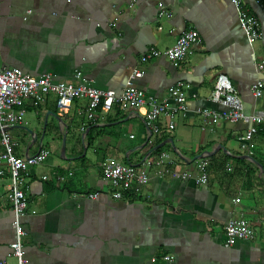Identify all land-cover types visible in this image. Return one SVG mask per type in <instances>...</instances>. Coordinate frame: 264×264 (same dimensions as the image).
Instances as JSON below:
<instances>
[{
  "label": "crops",
  "instance_id": "crops-1",
  "mask_svg": "<svg viewBox=\"0 0 264 264\" xmlns=\"http://www.w3.org/2000/svg\"><path fill=\"white\" fill-rule=\"evenodd\" d=\"M243 2L260 22L262 36L252 43L231 0H0V68L119 93L139 67L142 75L133 83L149 98L172 104L168 88L177 83L188 95L187 111L172 118L173 129L165 126L167 116L160 118L158 137H149L145 107L114 106L89 120L85 99L62 113L53 95L27 101L21 123L6 128L16 141L14 155L50 152L19 181L27 200L20 223L28 264H264V186L251 165L239 162L253 163L248 156H256L264 163L260 135L239 139L250 116L264 113V12L255 0ZM163 8L167 16L159 15ZM190 28L202 41L178 66L163 56L139 62L147 49L164 50ZM220 74L235 87L245 119L225 118L226 108L210 99ZM259 79L262 94L255 97ZM203 110L219 116L205 117ZM160 137L173 163L161 177L153 165L137 193L132 186L123 199L112 198L101 163L115 158L139 170L157 158L149 155ZM200 154L208 163L206 184L196 182ZM223 155L229 159L217 169ZM0 170V264H16L8 166ZM234 218L245 219L257 239L226 246L224 228Z\"/></svg>",
  "mask_w": 264,
  "mask_h": 264
},
{
  "label": "built area",
  "instance_id": "built-area-1",
  "mask_svg": "<svg viewBox=\"0 0 264 264\" xmlns=\"http://www.w3.org/2000/svg\"><path fill=\"white\" fill-rule=\"evenodd\" d=\"M261 10L264 12V4H260L255 0ZM234 8L238 12L241 28L244 31L248 41H253L261 38V28L258 18L253 14L243 0H231ZM159 15H168L163 9ZM110 25H113L112 23ZM202 38L199 32L195 29L184 30L176 43L172 46L158 50L149 48L141 54L139 62L145 64L159 57H166L173 66H178L190 54L193 46L200 44ZM257 69L260 71L263 65L256 63ZM142 71L139 67L132 69V72L127 79L124 87L119 93L113 90H102L92 85L85 83H68L54 82L49 74L40 76H32L25 73L18 67L0 68V142L3 147V152L0 153V165L8 166L10 178V194L9 203L13 218V228L15 238L11 243L10 248L12 255L16 259V264H28L22 248L21 238L24 234L23 227L20 223V218L23 216L27 206L25 193L19 186L21 175L32 166L43 163L49 156L48 149H40V151L32 156L18 158L14 155V147L16 141L7 132L6 128L9 125L21 123L25 115V104L31 100L34 104H38L45 100L48 95L55 97V105L59 112H67L75 99H85L87 105L85 113L89 120L96 118L99 113H107L114 106L122 111H136L145 107L144 120L148 128L149 137L155 136L160 132V118L167 116L165 126L168 130L174 128L172 118L187 111L188 95L183 91L182 85L177 83L168 88L172 97L173 103L167 104L165 101H157L149 98L143 89L137 87L133 83V79L140 77ZM81 74L77 72L75 78L80 79ZM263 82L259 79L253 84V93L255 97L262 94L261 88ZM195 96V95H192ZM213 102L218 103L226 108L224 117L231 120L245 119L243 102L239 97L235 87L225 75H218L214 81L211 98ZM205 117L217 118L219 114L211 110H203ZM252 124L250 127L239 136L242 142H247L252 139L259 131L264 128V113L256 112L250 116ZM173 161L168 153L162 152L155 160L147 159L144 167L137 170L136 168L123 164L115 158H106L100 165L101 174L105 181L111 187L110 195L114 199H123L125 194L134 189L137 193L139 186L145 184L149 179V168L153 165L158 167L157 175L162 176L164 166L172 164ZM207 160H198L196 168L199 172L196 182L206 184L207 177ZM226 171L232 172L233 166L227 164ZM2 171L0 170V174ZM174 178L189 179L192 178L189 172L177 173L173 172ZM43 178H46L45 176ZM97 192L89 194L90 198H96ZM225 245L230 246L236 240H255L258 233L250 226L243 218L231 219L224 228Z\"/></svg>",
  "mask_w": 264,
  "mask_h": 264
},
{
  "label": "trees",
  "instance_id": "trees-1",
  "mask_svg": "<svg viewBox=\"0 0 264 264\" xmlns=\"http://www.w3.org/2000/svg\"><path fill=\"white\" fill-rule=\"evenodd\" d=\"M258 1H259L260 4H264V0H258ZM158 135H159V133L157 135H155V136L158 137ZM256 135H260L262 137V139H264V128H263L262 131H259ZM165 139H166L165 137H160V138L155 139V144L153 145V147L156 146L157 144L161 143ZM0 146H1V151L0 152H3V147L1 145V142H0ZM163 149H164V146L160 147V148H158L156 150H153L151 152V154L149 155V157L150 158H154V157L156 158L157 156H159V154L162 152ZM252 157L255 158L256 160H258L262 164V166L264 168V163L262 161H260V159H258L256 156H252ZM228 159H229V156L223 155L221 157V159H219L217 169H222L225 166V164H226ZM239 162L251 165L253 167V169H254L253 172H254L255 179H257L259 181L260 185L264 186V179L259 176V169H258V167L255 164L249 163L248 161H245V160H239Z\"/></svg>",
  "mask_w": 264,
  "mask_h": 264
},
{
  "label": "water",
  "instance_id": "water-1",
  "mask_svg": "<svg viewBox=\"0 0 264 264\" xmlns=\"http://www.w3.org/2000/svg\"><path fill=\"white\" fill-rule=\"evenodd\" d=\"M164 144H165V142H162V143L157 144L156 146H154L152 148L151 151L156 150V149L162 147ZM64 150H65V137H63V139H62V147H61L62 153H64ZM204 157H205V155L200 154V155L195 156L194 157V160H198V159H201V158H204ZM248 159L251 162H253L258 167V169H259V176L264 179V168H263L262 164L260 162H258L256 159H254V158H252L250 156H248Z\"/></svg>",
  "mask_w": 264,
  "mask_h": 264
}]
</instances>
